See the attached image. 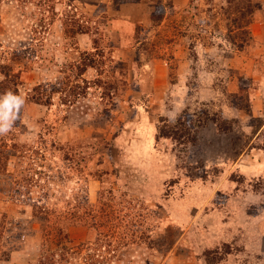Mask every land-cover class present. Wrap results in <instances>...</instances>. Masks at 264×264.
<instances>
[{
	"label": "rangeland",
	"instance_id": "1",
	"mask_svg": "<svg viewBox=\"0 0 264 264\" xmlns=\"http://www.w3.org/2000/svg\"><path fill=\"white\" fill-rule=\"evenodd\" d=\"M7 91L0 264H264V0H0Z\"/></svg>",
	"mask_w": 264,
	"mask_h": 264
},
{
	"label": "clouds",
	"instance_id": "2",
	"mask_svg": "<svg viewBox=\"0 0 264 264\" xmlns=\"http://www.w3.org/2000/svg\"><path fill=\"white\" fill-rule=\"evenodd\" d=\"M23 103V97L14 95L11 91L0 95V135L7 133L12 127Z\"/></svg>",
	"mask_w": 264,
	"mask_h": 264
},
{
	"label": "trees",
	"instance_id": "3",
	"mask_svg": "<svg viewBox=\"0 0 264 264\" xmlns=\"http://www.w3.org/2000/svg\"><path fill=\"white\" fill-rule=\"evenodd\" d=\"M222 127V129L223 130H227V128L228 127H226V126H221ZM63 232L62 231H58L57 232V234H56V237H57V239H58V243L62 246V245H64L65 243H66V241L68 240L67 238V236H64L63 234H62Z\"/></svg>",
	"mask_w": 264,
	"mask_h": 264
}]
</instances>
